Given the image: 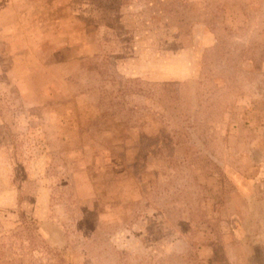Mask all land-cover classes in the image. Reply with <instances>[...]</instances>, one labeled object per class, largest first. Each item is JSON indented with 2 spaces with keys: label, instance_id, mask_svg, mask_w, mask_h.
Returning <instances> with one entry per match:
<instances>
[{
  "label": "rangeland",
  "instance_id": "rangeland-1",
  "mask_svg": "<svg viewBox=\"0 0 264 264\" xmlns=\"http://www.w3.org/2000/svg\"><path fill=\"white\" fill-rule=\"evenodd\" d=\"M0 264H264V0H0Z\"/></svg>",
  "mask_w": 264,
  "mask_h": 264
}]
</instances>
